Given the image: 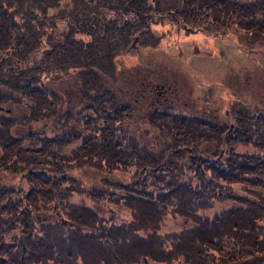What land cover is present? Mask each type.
Returning <instances> with one entry per match:
<instances>
[{"label": "trees", "instance_id": "trees-1", "mask_svg": "<svg viewBox=\"0 0 264 264\" xmlns=\"http://www.w3.org/2000/svg\"><path fill=\"white\" fill-rule=\"evenodd\" d=\"M152 12L162 19L159 23L175 18L187 34L241 33L250 42H264V0H0V87L8 88V93L0 92V103H22L29 113L18 122L22 131L26 127L24 137L10 133L12 114L0 121L5 160L0 166L10 163L24 139L29 144L23 152L30 162L29 168L15 165L28 188L20 197L11 199L14 192L0 188V264H264V148L244 155L233 150L235 142L244 139L264 146L263 111L233 110L235 132L223 140L226 120L217 125L196 115L173 113L161 100L148 103L151 110L139 123L159 127L169 150L157 161L142 156L150 162L140 181H100L111 194L110 205L130 211L128 220L115 213L105 217L111 209L106 212L108 198L102 190L84 193L90 201L92 196L102 200V206L84 204L85 199L70 203L69 192L76 190L66 186L61 192L45 172L56 175L64 166L88 165L99 173L107 168L114 173L122 161L130 162L138 154L141 141H132L127 154L120 147L122 134L112 125L122 119L137 121L131 118V108L153 89L158 67L141 63L126 69H135L139 77H123L120 69L135 42L158 45L151 31ZM157 71L162 83L156 90L168 80L164 68ZM51 80L63 81V94L74 81L84 109L58 116L61 101L46 91ZM127 85L130 91L122 92ZM126 94L131 102L124 104ZM42 118L44 128L52 118L62 120L63 133L53 136L55 141L31 129ZM78 118L86 126L96 122L93 134L75 131ZM176 128L179 131L173 132ZM79 137L82 142L71 156H61V163L49 170L34 159L43 157L47 144L48 153H53L56 145L62 149ZM223 143L228 150L222 149ZM79 157L84 163L75 164ZM179 159L187 162L177 165ZM185 169L198 180H181ZM219 203L228 206L212 216L201 214ZM166 217L192 225L162 232Z\"/></svg>", "mask_w": 264, "mask_h": 264}, {"label": "rangeland", "instance_id": "rangeland-1", "mask_svg": "<svg viewBox=\"0 0 264 264\" xmlns=\"http://www.w3.org/2000/svg\"><path fill=\"white\" fill-rule=\"evenodd\" d=\"M158 13L152 12L149 17L152 18V35L153 39H157L158 45L156 47H151L149 43L144 44L143 42H135V47L131 53L123 58V62L120 64V69L122 71L123 77L134 74L135 76H141L140 73L136 72L135 69H131L130 73L126 69L130 67H135L136 65L144 64L148 66L152 64L153 67H158L157 69L164 68V73L168 75L167 85L161 89L156 90V85L161 84V80H158L159 72L154 70L153 78V89L146 93V97L139 99L138 104H134L131 108L132 119H138L137 121H125L116 122L113 124V130L116 133H121L123 138L121 140V148H126V153L132 149L130 145L132 141H141V148L138 150V158L142 163L136 162V155H133L130 162L122 161V166L120 171L115 170L114 173H110L107 169L106 172L99 173L95 167L84 166L77 167L75 165L64 166L59 172L54 175L45 171L48 177L52 178L59 190L64 191L65 187L76 190L75 192H69V202L77 203L81 199L86 201H81L84 204L102 206V200H95L94 197L85 198L87 193H93L96 190L105 191L108 189L106 186L100 183H131L132 181H140L144 175L146 176V171H148V165H146L148 160L143 159V157H148V159L158 160L159 155H164V152L169 150L166 148L167 138L162 135L163 131L160 128L155 127L154 124L145 125V123H139V120L147 113L148 103L151 102H164L168 104L167 106L173 113L181 112L182 115L192 117L196 115L201 119L212 120L213 123L221 125L225 123L226 128L222 136L224 140L229 134L235 132V127H231L234 123L235 114L233 110H241L245 108L248 110L257 109L264 112V42H250L247 37L241 33L228 34L225 37L221 35H214V32L208 31L204 33L187 34L186 31L182 30L179 26L180 22H175V18L167 19L163 23ZM151 23V25H152ZM220 32V31H219ZM146 41V40H145ZM133 43V42H132ZM163 67V68H161ZM169 70V71H167ZM48 80V79H47ZM47 80H44V84H47ZM122 82V79L120 80ZM49 88L47 92L56 93L58 95L56 100H60L58 107V116L64 114V111L71 113H80L85 106V101L79 94V87L76 86L74 81H70V89L66 88L69 93L63 94L64 89L62 86L63 81L53 80L48 81ZM124 83V82H123ZM119 86H122L118 82ZM48 85V84H47ZM127 87V88H126ZM168 89L167 95L163 93V90ZM175 90L174 95L171 92ZM120 91V89H119ZM129 92L127 86H123L122 92ZM0 92L8 93V88L0 87ZM13 94L14 91L12 90ZM141 94L143 90L140 91ZM125 95V94H124ZM40 96L37 97L38 101H41ZM13 100V99H12ZM122 102H131L130 97L126 94L125 98L121 99ZM143 102V103H142ZM18 107L14 102L12 103H0V121L2 118L13 115L15 124L12 126L10 133L13 136L26 135L25 128L23 131L18 127V122L22 115H29L27 108L20 104ZM133 110V111H132ZM254 111V110H253ZM87 114L92 115L93 113L89 111H84ZM73 114V115H74ZM211 117V118H210ZM45 118L39 119V122L33 124L31 129H39L45 136H48V141L54 140L53 136H59L63 133L64 125L62 120L52 118V122L44 128L43 120ZM83 119L75 120L76 125L73 126L75 131H79L81 135H89L90 132L93 134V129L96 122L90 124L82 125ZM59 121V122H58ZM58 122V123H57ZM103 121H97L101 124ZM53 124L56 127L53 128ZM79 127V128H78ZM96 130V127H95ZM94 130V131H95ZM179 131L177 128L173 132ZM56 133V134H55ZM59 133V134H58ZM95 134V133H94ZM182 135V134H180ZM163 137V138H162ZM182 137V136H181ZM181 140V138H180ZM236 141L233 150L239 154H249L263 151L264 146L258 143H252V141ZM82 142V138H74L73 141L65 145L62 149L55 146L53 153H48L49 144L45 147L46 153L44 152L43 157L35 156L38 163H42L45 169L49 170L53 168L57 163L60 164L61 156H71V150ZM143 142V144H142ZM29 142L25 139L20 142L18 146L12 152L10 160L6 166H0V188H5L9 191H13L11 199H16L20 197V194L24 193L28 188L26 181L22 179L19 172L15 173V165H21L22 167L29 168L30 162L25 156L23 149L27 146ZM208 145V144H207ZM224 145V143H223ZM202 146V145H201ZM181 147H183L181 145ZM204 147V144L203 146ZM201 147V148H202ZM207 148H210L209 145ZM30 149V148H29ZM223 150H228L227 146L222 147ZM34 154H37L36 152ZM222 154V152H221ZM125 154L122 155L124 158ZM143 156V157H142ZM4 157V153L0 148V161ZM22 157V159H18ZM56 157V158H54ZM121 159V158H120ZM3 161L4 158H3ZM187 160L179 159L176 164L186 163ZM74 163H84L83 160L79 158H74ZM146 163V164H145ZM1 165V164H0ZM136 165V167H134ZM9 168V170L6 169ZM44 169V168H42ZM184 176L180 179L184 181H190L194 183L198 180V177H191L190 171L185 169L183 171ZM24 176V174H22ZM231 189L237 190V186H233ZM66 191V190H65ZM80 193H78V192ZM115 194H120L117 189H112ZM106 192V191H105ZM109 194V195H108ZM106 212L111 209V212L106 214V218H109L111 213H115L116 216H122L128 220L130 218V211L127 208L121 207L117 210L115 205H110L109 197L111 194L106 192ZM89 196V195H88ZM227 203H219L213 205L212 207L204 210L201 214H206L212 216L214 214L222 212V209L227 207ZM104 207V208H105ZM112 210L114 212H112ZM179 218L166 217L161 231H177L183 228H187L192 225V223L185 222Z\"/></svg>", "mask_w": 264, "mask_h": 264}, {"label": "flooded vegetation", "instance_id": "flooded-vegetation-1", "mask_svg": "<svg viewBox=\"0 0 264 264\" xmlns=\"http://www.w3.org/2000/svg\"><path fill=\"white\" fill-rule=\"evenodd\" d=\"M163 88V87H162ZM168 89H169V87L167 88V89H165V90H163V93H165L166 95H167V91H168ZM175 93V90H173L172 92H171V94H174Z\"/></svg>", "mask_w": 264, "mask_h": 264}]
</instances>
